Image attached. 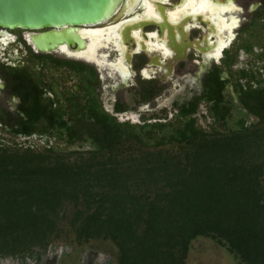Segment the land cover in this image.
Masks as SVG:
<instances>
[{
    "label": "trees",
    "instance_id": "16d2710c",
    "mask_svg": "<svg viewBox=\"0 0 264 264\" xmlns=\"http://www.w3.org/2000/svg\"><path fill=\"white\" fill-rule=\"evenodd\" d=\"M222 72L209 71L201 98L174 104L166 122H118L86 102L58 124L63 152L0 144V259L39 262L58 244L98 242L114 247L113 264H186L202 237L238 264H264V81L236 82L256 124L207 132L200 102L217 123L230 114Z\"/></svg>",
    "mask_w": 264,
    "mask_h": 264
},
{
    "label": "flooded vegetation",
    "instance_id": "af4514ba",
    "mask_svg": "<svg viewBox=\"0 0 264 264\" xmlns=\"http://www.w3.org/2000/svg\"><path fill=\"white\" fill-rule=\"evenodd\" d=\"M147 1L157 13L158 19L145 18L143 3L138 0L132 14L117 22L110 23L109 21L98 26L79 28L82 30H108L118 26L115 29L117 36L108 42L105 40V35L103 38L105 41L102 40L100 43L102 46L96 45L93 53L88 52L90 40L82 37V39H86V50L76 51V48H72L66 53L35 54L26 44L25 38L29 33L16 30V32L11 31L6 35L0 32V134L10 138L39 139L41 141L67 138L68 131L64 127H59V122L68 121L69 116L79 109L77 105L81 104L85 107L86 102H90V108L95 104L101 112L116 118V120L118 116L130 112H134L135 116L140 118L143 112H152L151 108L158 103L159 99L169 95L173 84L176 87L181 86V92L171 104L172 110L176 111L173 108L174 104L180 105L201 98L204 90V76L216 67L223 68L221 80H228L223 92V102L230 107L236 101L241 106L240 94L236 88L237 81L246 90L248 87H257V81H264V48L257 49L251 43L254 38L259 39L252 29L259 26L260 30H264V0L257 3H254L253 0H240V2L238 0H209L211 4L219 2L224 5L232 4L235 7V16L238 18L239 24L232 30L233 38L220 51L219 58L207 57L208 52L212 49L215 50L217 44V34L212 26L213 22L203 18L201 14L197 15H201L203 20L196 18V15L190 16L194 21L189 19L190 21L183 28L194 43L190 44L192 48L187 52L186 62L176 65L172 74L166 64H164L165 67H162L161 64L165 57L170 55L164 41L169 28L172 35L174 34L175 41L180 42L178 26L183 23L185 16L173 23L170 22L169 13L183 6L185 0L177 2L171 0L169 4H166L169 6L165 9L168 16L165 17L166 22L162 21L156 6L158 3L165 4L169 0L166 2L162 0ZM140 7L141 11L139 12L138 8ZM132 18H134L132 22L137 23L145 20L163 23L162 38L164 40L161 43L157 42L156 32L153 28L145 29V33L148 34L145 38L141 37L139 30L129 28V34L122 39L121 34L124 32V28L132 25L130 21L128 22ZM248 18H250L249 21ZM195 31L198 33L196 37L193 36ZM132 32H137V36H134ZM226 32L224 30L223 34ZM152 34L154 36L149 37ZM203 36L208 38L207 44L202 40ZM157 37L159 36L157 35ZM121 40L125 43H122ZM196 40L201 42L198 46L195 44L199 43ZM126 41L129 44H126ZM148 42L150 43L148 44ZM162 43L164 44L163 48L161 47ZM12 45L16 46L17 53L24 54L25 60L9 55L8 49ZM184 45H186V41H184ZM154 47L156 49H152ZM145 52H150L152 57L148 58ZM155 54L159 55L161 63L154 58ZM251 54H256L257 62L255 64L248 62V56ZM129 56H131V67L127 62ZM230 57L234 61L227 69L224 63ZM238 61L245 62V66L239 68ZM57 62L66 65H59ZM73 64H80L84 68L76 70L73 68ZM122 67L125 68V71ZM194 67L197 68L196 74L192 73ZM51 72L55 73L57 78H54ZM242 73H245L246 77L240 79ZM108 80L112 82L108 83ZM124 89L134 92L133 97L135 94L138 95V106L129 110L127 105L122 103ZM225 93L228 94L229 100H226ZM21 97H25V99L22 100ZM200 107H203L210 115L208 113L209 104L200 102L198 110ZM118 108H121V111H117ZM242 110L246 112L245 109L242 108ZM83 111L88 113V110ZM161 111L165 112V109ZM141 118L142 123L162 120L153 117V115L150 118L145 119L143 116ZM209 120L212 130L216 125H222V122L217 123L210 117ZM0 144L4 145L1 142ZM48 251L44 254L45 256ZM43 256L35 264H52L55 261V259L43 260ZM54 264L58 263L54 262Z\"/></svg>",
    "mask_w": 264,
    "mask_h": 264
},
{
    "label": "rangeland",
    "instance_id": "374dc122",
    "mask_svg": "<svg viewBox=\"0 0 264 264\" xmlns=\"http://www.w3.org/2000/svg\"><path fill=\"white\" fill-rule=\"evenodd\" d=\"M178 0H172V2H177ZM200 4L202 5H210L209 0H199ZM233 1V0H232ZM240 2V0H238ZM171 0L166 2L165 4H169ZM254 3L259 2V0H253ZM252 3V2H250ZM209 9H215V16L213 17H204L205 19H209L213 22L212 26H215L216 23H218L219 19L223 20L225 22V27L221 30V33H219L220 37L223 41H228L227 44H229V39L232 40V30L236 28L239 24L238 18L235 16L234 9L225 8L224 4H211ZM185 6H180V8H176L173 12L178 11L179 13L182 11V15L186 16L190 15V12H184ZM227 12L226 14H224ZM193 14V13H191ZM224 14V15H223ZM180 16L179 18H182L183 16ZM178 18V19H179ZM219 18V19H218ZM250 18H248L249 21ZM233 24L232 28L230 30L229 24ZM115 27L112 29H108L107 31L114 30ZM101 30V29H98ZM226 30L227 32L223 34V31ZM16 32V31H14ZM252 32L259 36V39L254 38L251 43L253 46H255L257 49L264 48V30H260L259 26L252 29ZM198 33L195 31L193 33V36L196 37ZM257 41V44H256ZM4 42V39H3ZM102 44L100 45V47ZM152 49H156L155 47ZM10 56H18L22 60H25L23 53H17L16 46L12 45L8 49ZM258 51V50H257ZM260 52V51H259ZM18 54V55H17ZM206 56V54H205ZM256 54H251L248 56V62L251 64H255L257 62ZM245 62L238 61L239 68H243L245 65ZM122 69L125 71V68L122 67ZM192 73H197V68L194 67L192 69ZM51 75L54 78H57L56 74L51 72ZM108 83H111V80L107 81ZM181 92V86L176 87L175 84L172 85V91L169 93L168 96L163 97L162 99L158 100V103L153 106L152 112H143L140 118L138 116L136 117L134 112L127 113L125 115H121L117 117L118 122H128L133 125H140L142 124V116L146 118H150V116L153 115L155 118H159L166 122L172 119L173 115L176 114V111L172 110L171 104L173 101L176 100L178 93ZM134 92H129L128 89H124L122 91L123 100L122 103L127 105V108L130 110L134 108V106H138V95L135 94V97H133ZM226 100H229V96L227 93H225ZM136 102V103H135ZM162 104V105H161ZM165 109V112H162L161 110ZM248 112L243 111L242 107L238 104V102H234L233 105L230 107V114L229 117L225 120L222 125H216L215 129L218 132H225L228 130H236L237 129V122L239 120H245L247 124H256L257 119H255L253 116L247 114ZM195 118L197 119V125L201 127L203 130L210 132L212 129L210 128V120L209 115L207 114L206 110H204L203 107H200L197 114L195 115ZM214 130V129H213ZM0 142L3 143L5 146H14L17 145L20 146H30L35 149H42L47 144L50 146H53L57 148L60 151H65L66 146L63 141H60L58 139H46L41 141L39 139H31V140H25L20 138H10L6 137L4 134H0ZM87 149V147H85ZM262 186L264 188V178L262 180ZM190 251L188 254V258L186 260V264H238L237 261L234 259V257L226 251L225 248L220 247L216 243L212 242L209 239H205L202 237L197 238L194 240L191 244ZM116 250L114 247L109 243H96L91 242L88 245L78 247L75 245H64V244H58L56 248L49 249L47 255L43 256V260L49 259L50 261L52 259H55L54 262H57L58 264H113L114 256H115ZM49 261V262H50ZM54 262L52 264H54ZM34 259H26L23 261L16 260L15 258H7V259H0V264H35ZM49 264V263H48Z\"/></svg>",
    "mask_w": 264,
    "mask_h": 264
},
{
    "label": "water",
    "instance_id": "95a60500",
    "mask_svg": "<svg viewBox=\"0 0 264 264\" xmlns=\"http://www.w3.org/2000/svg\"><path fill=\"white\" fill-rule=\"evenodd\" d=\"M124 0H0V32L9 34L11 31H24L29 34V42L26 40L33 53L52 55L62 53L61 47L76 51L84 49L86 40L79 37L76 30L85 26H98L106 22L114 23L120 18ZM260 1V0H259ZM119 7V8H118ZM169 6L158 3L157 11L163 14ZM117 10V11H116ZM140 12L141 9H138ZM164 21V17H161ZM184 21H190L187 17ZM183 21V22H184ZM163 27L154 22L142 24L139 29L142 38L147 37L146 28H153L156 32V40L161 43ZM165 38V47L170 55L160 62L158 54L154 58L165 67L169 68L170 74L176 65L186 62L187 52L192 48L188 32H179L180 42L177 43L168 28ZM157 35L159 37H157ZM122 38H124L122 36ZM207 44L208 38L202 37ZM186 41V45H184ZM199 43L200 40H196ZM122 43L123 40H121ZM120 42V43H121ZM121 43V45H122ZM177 43V44H176ZM126 44H129L126 41ZM179 44V45H178ZM179 49V50H178ZM151 58L150 52H145ZM216 59V57H215ZM131 56L127 59L130 65Z\"/></svg>",
    "mask_w": 264,
    "mask_h": 264
},
{
    "label": "bare ground",
    "instance_id": "6f19581e",
    "mask_svg": "<svg viewBox=\"0 0 264 264\" xmlns=\"http://www.w3.org/2000/svg\"><path fill=\"white\" fill-rule=\"evenodd\" d=\"M143 4H142V7H143V16L145 18H154V19H158V15L157 13H155L153 7L150 5L149 1H143V0H140ZM164 2H166L167 0H162ZM138 3V0H124L123 1V8H122V11L120 13V18H125L127 16H129L130 14H132V12L135 10V6L136 4ZM211 5V3H210ZM210 5H202L200 4V1L199 0H185L184 1V4L183 6H185V10H183L184 12H190V15H186L185 17L182 15V11L179 13L178 11L177 12H174L173 13H169V19H170V22H177L178 20H180L181 18H179L181 15L184 17L183 18V21L184 19H186L187 17L191 20V21H194L192 20V17H194L195 15L197 16L196 18H200L201 20L202 19V16H205V17H213L215 16L216 12H215V9H209ZM119 8V7H118ZM225 8H229V9H234L235 7L232 5V4H227L225 5ZM138 9H141L138 8ZM117 11V10H116ZM160 12V16L164 17H168L167 14L165 13V9H164V12L163 14L161 13V11H158ZM193 13V14H191ZM126 14V15H124ZM197 14H201V15H197ZM179 18V19H178ZM219 19V18H218ZM134 20V18L128 20V22L130 21L132 25H128L126 28H124V32L121 34V38L122 36L125 38L127 34H129V28L130 29H134L135 27L139 29V27L142 25V24H146V23H150V22H154L156 23V21H148V20H145V21H141V22H132ZM163 21V20H162ZM167 20L165 19L163 22H166ZM206 21V20H204ZM135 23V24H133ZM188 23V21H184L183 23H181L178 27H179V32H184V28L183 26ZM158 25H161L163 26V23H156ZM167 25V24H166ZM232 23L229 24V28L231 30L232 28ZM85 27H91V26H85ZM118 26H116L114 28V30H111V31H107V30H89V29H85V30H82V29H78L76 30L79 37L80 38H88L90 40V45H89V48H88V52L90 51L91 53L94 52L95 50V46L96 45H100L101 41L103 40V38H105V35H106V38L105 40L106 41H110L111 38H115V36H117L116 32H115V29L117 28ZM225 27V22L221 19H219L218 23L215 24L214 26V29H215V34H217V37H216V49L215 50H210L207 54V57H216V58H219L220 57V51L225 48L228 44L227 42L228 41H223L222 38L220 37L219 33H221V30ZM83 28V27H82ZM137 30V29H135ZM178 32V34H179ZM5 33V32H3ZM7 35V33H5ZM30 34V33H29ZM29 34L26 36V40H28L29 42ZM132 34L134 36H137V32L133 33ZM174 35V34H173ZM151 36H154V34L150 35L149 37ZM122 38V39H124ZM175 39V38H174ZM83 40H86V39H83ZM103 40V41H105ZM164 40V39H163ZM176 40V39H175ZM231 41V39H229V42ZM150 42H148L149 44ZM197 46L200 44V43H195ZM161 47L163 48L164 47V44L162 43ZM87 49V45H86V42H85V47L84 49H81V50H78V51H83V50H86ZM69 49L66 48V46H63L61 47V51L62 53H66V51H68ZM179 50V49H178ZM77 58H81V57H77Z\"/></svg>",
    "mask_w": 264,
    "mask_h": 264
}]
</instances>
